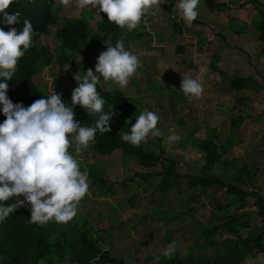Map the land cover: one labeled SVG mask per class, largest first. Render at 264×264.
<instances>
[{
  "label": "rangeland",
  "instance_id": "obj_1",
  "mask_svg": "<svg viewBox=\"0 0 264 264\" xmlns=\"http://www.w3.org/2000/svg\"><path fill=\"white\" fill-rule=\"evenodd\" d=\"M217 1L227 3L228 8L224 11L209 9L200 0L199 14L195 20L202 24L184 21L182 37L174 33L172 26L175 18H180L178 11H173L175 0H168L161 6L154 5L146 14L148 24L145 25L142 19L141 24L134 29L137 34L142 32L143 36L133 37L126 30L122 34L127 44L125 47L135 52L141 60L137 73L130 78L124 88H120L112 81H105L102 77L98 83L105 90H121L125 95H133L136 99L141 97L138 100L147 103L148 108L159 115L157 127L163 133L161 136L166 150L165 157L178 159L180 173L199 172L205 160L204 153L197 147L190 143L182 144L184 132L187 133L189 130L195 136L205 137L215 129L219 144H227L229 138L232 142L229 150L222 153V161L215 165L212 172L220 176L228 174L231 170H227L231 165L227 164V161L232 159L236 160L239 166L244 163L251 164L256 168L255 186L264 189V90H227L229 78L233 74L254 77L261 84L264 82V57L258 56L260 42L252 24L256 11L248 0ZM261 1L264 3V0ZM67 2L70 3L63 6L61 14L67 16L78 14L79 9L72 11L74 7H79L77 0ZM98 19L99 16L94 14L90 21L91 26L96 28ZM56 29L57 27H52V32ZM101 36L99 33L97 42ZM201 38L211 40L217 47L220 55L218 65L226 72V77H220L217 72L210 70L212 52L206 49L204 43L199 42ZM42 42L55 44L52 35L43 36ZM179 44L184 45V52L177 51ZM91 50L94 63L90 68L95 71L97 57L102 52V47L95 44ZM51 68L52 66L44 71L48 78L51 76ZM63 71L65 75L70 73L71 77L76 73L70 65H66ZM182 73L200 76L204 85L201 97L189 99L180 89ZM148 78H152L149 84ZM63 83L67 88L66 79H63ZM55 87L53 85L50 90L57 91ZM40 88L46 92V85L40 84ZM145 89H148V92ZM133 91L137 93L133 94ZM174 102L177 114L181 113L185 119L182 126L172 115L170 103ZM232 114L245 116L242 126L238 128L231 126ZM117 130H122V126ZM169 130L178 133L179 139L166 145L164 137ZM157 137H150L153 142L152 148L156 151ZM69 151H73L71 146ZM77 155L80 164L87 168L88 173L105 175L113 183L122 181L136 172L161 169L159 163L152 169L143 168L134 158L124 157L119 151L109 155L97 154L90 145ZM138 182L142 186L132 185L127 190L115 185L114 192L106 188L100 191L97 186H93L79 204L77 215L70 221L87 218L88 223L104 235L106 240L104 246L110 247L116 255L122 256L127 264H136V257L150 250L163 251L172 240L177 242L176 250L186 254L201 227L199 229L188 210L186 211L188 214L182 216L178 213L181 209L190 207L186 204L188 195L200 194V191L192 193L182 183L181 189L184 191L173 188L162 193L159 190L160 176H152L147 182L138 178ZM218 193L223 194L220 190ZM130 195H136L139 199L134 206L128 200ZM21 196L23 198L22 194ZM192 205L200 218L208 217L209 223L213 222L212 216L217 213L215 210H210L212 212L210 216L208 209L197 201ZM159 208L168 211L167 216L159 214V217L155 214L154 210ZM245 209L251 215L253 226H261V220L256 215L251 198ZM150 214L153 215V219L150 218ZM139 218L143 222L137 224Z\"/></svg>",
  "mask_w": 264,
  "mask_h": 264
},
{
  "label": "trees",
  "instance_id": "obj_2",
  "mask_svg": "<svg viewBox=\"0 0 264 264\" xmlns=\"http://www.w3.org/2000/svg\"><path fill=\"white\" fill-rule=\"evenodd\" d=\"M203 4L209 9H218L224 11L228 8L225 2L217 0H202ZM253 4L256 11L252 18V24L257 31V39L260 42L258 56L264 57V3L261 0H248ZM68 19H66L67 21ZM53 15L49 10L44 11V15L36 19L37 26L46 27L47 24H55ZM195 24H202L194 20ZM35 24V23H34ZM184 20L175 18L173 21V30L177 36L184 34ZM126 30L129 35L143 36V33L133 29L129 31L126 27H121L115 22L109 21L107 13L104 18L98 21L97 29L90 26L89 21H71L68 20L58 32L59 43L54 48H44L39 53L38 47L32 45L19 58L17 71L9 84L19 89V96L26 100V106L30 105L42 95H50L49 89L46 92L40 88V84L49 85L47 79L41 83L35 82L38 76L46 66H52V83L58 84L62 77L61 68L67 64H74L76 69L85 70L87 61L90 59L88 49L95 44H100L102 51L106 49V41L109 37L113 43L121 39L123 31ZM239 33V31H236ZM102 36L96 41L98 34ZM221 35V34H220ZM222 36V35H221ZM200 43H204L207 50L212 52L209 67L210 70L217 72L220 77H226L218 65L220 55L217 47L211 40L201 38ZM178 52H184L185 47L179 44L176 48ZM56 54L57 58L52 57ZM82 58L81 60H78ZM148 84L152 78H148ZM227 90L239 91L243 89L260 91L264 90V82L259 83L254 77L241 76L233 74L229 78ZM150 90L149 86H147ZM148 89H145L148 92ZM97 90L105 100L104 109L107 111L111 105L115 109V115L110 120L118 126H123L124 130L130 131V125L126 124L128 118L135 123L137 115L148 108L147 103L136 99L134 96L125 95L118 90H105L99 84ZM38 91V93H36ZM137 93V91H134ZM18 93V90H16ZM67 103H71L72 92L61 93ZM143 97V96H142ZM172 115L176 118L179 125L185 124V119L177 114L176 105L170 103ZM75 118L85 125H92L96 116L87 113L85 108L75 106ZM174 113V114H173ZM245 120L244 115L232 114L230 123L233 128L242 126ZM118 122V123H117ZM112 126L109 132L100 133L97 131L94 142L90 146L98 154L109 155L119 151L124 157L134 158L143 168L152 169L159 163L161 169L158 171L136 172L126 177L122 181H109L105 175H93L89 173L90 189L97 186L100 191L106 188L114 192V186L118 185L124 190L130 186H142L138 178L147 182L152 176H160L159 190L166 193L168 190L178 188L180 191L182 183L187 190L192 193L200 191V194H190L187 197L186 204L190 207L182 210L178 215L189 214L197 222L199 229L198 235H195L189 251L181 254L178 250L170 256H163V251L150 250L146 254L136 257V264H244L248 256L255 252L264 253V189L255 186L256 168L251 164L244 163L241 166L236 164V160L227 161L231 165L230 171L224 176L212 172L218 162L222 161V153L230 148L232 139H228L227 144H219L215 129L205 137L195 136L192 131L184 132L182 135V144L190 143L204 153V163L199 172L192 174H182L178 170V159L175 157H165V147L162 144V136H158V151L152 148L153 142L151 135L141 142L139 146L124 141ZM225 163V162H224ZM89 189V190H90ZM186 190V191H187ZM217 190V191H211ZM223 192L218 193V191ZM98 196V195H97ZM252 199V205L256 208V215L261 220V226L252 224L251 215L246 211V205ZM84 198L81 200V202ZM133 206L139 200L136 195H130L128 198ZM198 202L202 207L215 210L217 213L212 216V223H209L208 217L200 218L194 210V202ZM14 202L10 198L5 203ZM80 202V203H81ZM172 208V206H170ZM188 210V212H186ZM155 214L167 216L169 213L164 209H155ZM31 211L17 207L8 217L0 222V264H127L122 256L116 255L110 247L104 246L105 237L101 231L95 229L87 218H77L73 221L63 223L62 230L55 236V230L58 223L37 224L30 221ZM145 216V215H144ZM211 216V215H210ZM217 217V218H216ZM153 219V215L150 214ZM210 218V217H209ZM136 222V221H135ZM141 218L137 224L142 223ZM146 222V216L145 221ZM245 232V234H243ZM55 236V237H54ZM160 255V260H155L154 256Z\"/></svg>",
  "mask_w": 264,
  "mask_h": 264
},
{
  "label": "clouds",
  "instance_id": "obj_3",
  "mask_svg": "<svg viewBox=\"0 0 264 264\" xmlns=\"http://www.w3.org/2000/svg\"><path fill=\"white\" fill-rule=\"evenodd\" d=\"M165 2L168 0H77L80 8L74 7L72 11L79 9L78 14L67 16L61 14L63 6L70 3L67 0H0V222L21 206L31 211L29 219L32 223L57 222L54 234L58 235L63 223L77 215L81 200L89 193V173L80 164L77 154L94 142L97 131L109 132L112 126L124 141L136 146L149 135H163L157 127L159 115L147 107L135 116V123L128 118L126 124L130 125V131H123V126L122 130H117L121 126L115 123L110 126L115 109L110 105L105 111V100L97 90L98 82L102 77L124 88L141 65L138 55L125 47L127 44L122 36L115 43L110 37L104 41L107 46L97 57L95 71L90 68L94 63L92 47L88 49L90 59L86 69L79 70L72 63L65 64L58 84L52 83V76L48 78L44 74L45 69L51 67L46 66L35 77V82L47 79L49 85L46 88L51 94L42 95L28 106L24 104L25 98L19 96V89L9 84L17 71L19 58L32 45L38 47L39 53L44 48L56 47L60 40L58 32L68 20H87L91 26L90 21L97 14V26H91L97 29L98 21L107 13L109 21L131 31L141 24L142 19L147 25L146 14L154 5L161 6ZM199 4L200 0H175L173 11H178L185 22L191 23L198 17ZM46 9L56 23L37 26L36 19L41 18ZM52 27L57 29L52 32ZM49 35L54 38V45L42 42V37ZM52 58L56 60L57 55ZM66 65L75 69L73 77L69 76L70 73L65 75L63 68ZM182 75L180 89L184 94L189 99L201 97L204 85L200 76ZM63 79H66L67 88ZM53 85L57 91L50 90ZM65 91L72 92L70 104L61 94ZM76 105L96 116L92 125H85L75 118ZM178 139V133L169 130L164 143L169 145ZM70 146L73 151H69ZM10 198H14V202L5 203ZM176 247L177 242L172 240L162 255H172ZM154 258L159 261L160 255Z\"/></svg>",
  "mask_w": 264,
  "mask_h": 264
},
{
  "label": "crops",
  "instance_id": "obj_4",
  "mask_svg": "<svg viewBox=\"0 0 264 264\" xmlns=\"http://www.w3.org/2000/svg\"><path fill=\"white\" fill-rule=\"evenodd\" d=\"M244 264H264V253L255 252L247 257Z\"/></svg>",
  "mask_w": 264,
  "mask_h": 264
}]
</instances>
